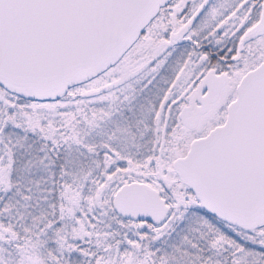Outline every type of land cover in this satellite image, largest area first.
<instances>
[{
    "label": "snow or ice",
    "instance_id": "obj_1",
    "mask_svg": "<svg viewBox=\"0 0 264 264\" xmlns=\"http://www.w3.org/2000/svg\"><path fill=\"white\" fill-rule=\"evenodd\" d=\"M0 264H264V0H0Z\"/></svg>",
    "mask_w": 264,
    "mask_h": 264
}]
</instances>
